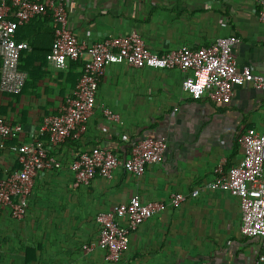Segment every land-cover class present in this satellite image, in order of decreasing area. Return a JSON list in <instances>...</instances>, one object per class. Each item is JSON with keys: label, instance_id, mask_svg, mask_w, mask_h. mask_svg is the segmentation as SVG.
Instances as JSON below:
<instances>
[{"label": "crops", "instance_id": "obj_1", "mask_svg": "<svg viewBox=\"0 0 264 264\" xmlns=\"http://www.w3.org/2000/svg\"><path fill=\"white\" fill-rule=\"evenodd\" d=\"M65 5L68 28L80 41L136 31L149 50L161 54L232 35L239 39L232 47L238 67L264 74V23L253 0H65ZM7 18L14 19V10ZM54 37L51 13L16 30V40L29 45L20 58L27 78L18 94L0 90V118L21 127L0 141V176L7 166L18 167L17 145L47 142L39 131L43 118L58 113L76 89L84 58L56 67L46 57ZM1 64L0 56V71ZM189 73L126 63L105 67L80 139L51 148L61 168L35 179L24 218H13L9 209L0 213V264L259 263L264 237L244 236L239 198L209 184L217 166L226 170L243 158L244 131H264V91L245 83L234 86L228 103L208 95L194 99L182 89ZM104 109L118 118L108 119ZM147 137L166 141L161 163L147 165L143 174L119 169L111 178L96 175L74 185L70 163L79 153L101 146L125 157ZM175 193L184 196L178 205L171 202ZM133 196L163 208L130 233L121 259L113 263L97 244L96 216Z\"/></svg>", "mask_w": 264, "mask_h": 264}, {"label": "built area", "instance_id": "obj_2", "mask_svg": "<svg viewBox=\"0 0 264 264\" xmlns=\"http://www.w3.org/2000/svg\"><path fill=\"white\" fill-rule=\"evenodd\" d=\"M253 1L258 5L259 19L264 23V0ZM11 9L14 10V19L9 20L7 14ZM47 13L52 15L55 33L47 59L58 68L66 67L70 59L83 57L84 63L74 94L66 99L58 113L43 118L39 131L41 135L48 136L47 142L33 139L17 145L14 150L18 167L7 166L0 176V213L9 209L15 219L25 217L35 179L47 171L61 168L62 162L51 148H57L69 138L78 140L85 131L87 119L95 108L100 78L107 65L126 63L135 68L146 66L190 72L182 81V89L194 99L208 95L228 103L234 86L245 83L264 91V74L253 71L249 66L238 67L232 55V47L239 40L236 36H222L201 47L183 45L161 54L149 50L136 31L88 43L80 41L68 28L65 0H3L0 8L2 92L20 93L27 78L26 72L20 68V58L29 45L16 40L17 28L33 17ZM104 114L110 120L118 118L109 109H104ZM20 131V125L0 118V141ZM240 143L244 149L243 158L226 170L217 166V177L209 186L226 189L239 198L240 231L244 236L264 237V131L249 128L242 133ZM165 149L164 139L151 137L135 142L125 157L104 147L93 146L79 153L70 163L74 185L88 184L96 175L111 178L119 169L143 174L147 165L163 161ZM198 191L195 189L192 195H197ZM183 199L181 193L171 196L174 205ZM162 208L160 202L141 201L138 196H133L111 212H100L96 216L97 244L105 251L106 259L113 263L119 261L128 246L130 233ZM91 248V244L84 245L85 251ZM262 261L264 256L254 264Z\"/></svg>", "mask_w": 264, "mask_h": 264}, {"label": "trees", "instance_id": "obj_3", "mask_svg": "<svg viewBox=\"0 0 264 264\" xmlns=\"http://www.w3.org/2000/svg\"><path fill=\"white\" fill-rule=\"evenodd\" d=\"M22 54H23V52H22ZM22 56V55H21Z\"/></svg>", "mask_w": 264, "mask_h": 264}]
</instances>
